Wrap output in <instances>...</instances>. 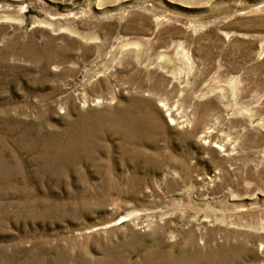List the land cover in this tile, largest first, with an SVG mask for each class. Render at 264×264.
<instances>
[{"label": "rangeland", "instance_id": "374dc122", "mask_svg": "<svg viewBox=\"0 0 264 264\" xmlns=\"http://www.w3.org/2000/svg\"><path fill=\"white\" fill-rule=\"evenodd\" d=\"M119 242L264 264V0H0V264Z\"/></svg>", "mask_w": 264, "mask_h": 264}, {"label": "bare ground", "instance_id": "6f19581e", "mask_svg": "<svg viewBox=\"0 0 264 264\" xmlns=\"http://www.w3.org/2000/svg\"><path fill=\"white\" fill-rule=\"evenodd\" d=\"M203 136H206V138H207L209 136V130L203 131ZM193 240H194V235L192 234L191 231H188L187 232V242L190 245H192ZM121 246H122V244H120V242L117 244L111 245L109 247L110 250H108L104 254V256H102V258L100 260H97L98 262H94V263L92 262V263L93 264H131V263H129L128 259H124L123 256L121 255V253H120ZM231 247L232 246H228V248H231ZM222 249H224V246L222 244H217L214 246V248L210 251V253L206 257H205V255H204V257L201 256L202 254L196 250H191L192 254H189V255L181 254L180 256H177V258H174V259H172V257H168L166 259L162 258V260L160 259L158 261H160V264H200L199 263L200 259H204L203 261L205 262V264H218L217 261H215V260L217 257H219L220 251ZM229 258H230V256H229ZM142 260L143 261L141 263H143V264H156V260H157L156 254L153 252L145 253ZM132 261H133V259H132ZM219 261H220V259H219ZM227 262H228V260H227Z\"/></svg>", "mask_w": 264, "mask_h": 264}]
</instances>
